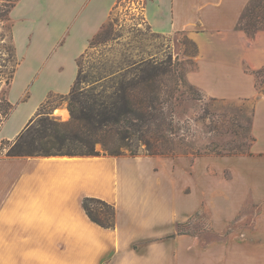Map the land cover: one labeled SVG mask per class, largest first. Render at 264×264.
Returning <instances> with one entry per match:
<instances>
[{"label": "crops", "instance_id": "crops-1", "mask_svg": "<svg viewBox=\"0 0 264 264\" xmlns=\"http://www.w3.org/2000/svg\"><path fill=\"white\" fill-rule=\"evenodd\" d=\"M119 1L19 0L10 9L18 65L0 143L15 141L50 94L70 93L79 59ZM251 1L142 0L154 34L185 33L196 43L191 85L212 99L255 100L250 154L0 156V264H223L211 248L203 253L192 243L190 250L192 238L173 237L203 210L213 230L231 228L236 237L227 264H264V30L249 36L239 29ZM86 197L115 206L113 229L90 220ZM174 248L185 259L197 251L195 262H173Z\"/></svg>", "mask_w": 264, "mask_h": 264}, {"label": "rangeland", "instance_id": "rangeland-1", "mask_svg": "<svg viewBox=\"0 0 264 264\" xmlns=\"http://www.w3.org/2000/svg\"><path fill=\"white\" fill-rule=\"evenodd\" d=\"M14 1L0 0V97L2 99L6 98L8 85L17 63L8 18ZM257 4L264 7V0H256L254 5ZM260 21L263 25L264 19ZM108 24L106 32L93 47H90L80 62L81 77L85 81H93L104 71H115L128 64L148 60L160 72L155 87H162L163 91L173 95V98L167 101L166 114L174 123V156L237 157L250 154L254 140L252 118L255 100L212 99L205 96L199 88L191 85L187 74L196 66L198 47L188 34L178 33L168 36L154 34L144 21L142 0H120ZM246 24L247 20L243 22L242 27ZM259 31L261 30L257 32ZM259 88L264 90V87ZM56 104L58 105L52 110L51 116L62 122L70 120L66 103L57 100ZM50 109L46 107L42 113L50 112ZM58 110L67 111L69 117L64 119L56 114ZM39 117H36V120ZM0 147V156H4L8 145L0 143ZM97 151H101L100 146L97 147ZM130 155L126 152L119 158H130ZM136 155L148 156L145 146H140ZM179 226H181L180 230ZM231 233V228L222 234L213 230L210 215L203 210L189 221L178 224L177 234L175 233L173 237L188 236L193 240L187 242L190 250L192 243L195 244L194 249L199 247L203 253L211 248L213 257L227 264L228 243L231 242V247L234 248L236 242V237H232ZM190 250L185 259V256L182 257L179 250L174 248L173 262L179 263L181 259L194 261L197 251L190 252Z\"/></svg>", "mask_w": 264, "mask_h": 264}, {"label": "trees", "instance_id": "trees-1", "mask_svg": "<svg viewBox=\"0 0 264 264\" xmlns=\"http://www.w3.org/2000/svg\"><path fill=\"white\" fill-rule=\"evenodd\" d=\"M18 1L15 0L12 7ZM255 1L252 0L247 6L239 22V28L249 36L264 29L260 21L264 19V7L254 5ZM245 20L247 24L242 27ZM108 23L93 38L90 47L106 32ZM83 57L78 61L79 72L70 93L50 94L39 109L37 117H40L38 120L35 118V124L34 120L15 141L1 142L2 145H8L4 156L8 159L122 157L129 152L131 157H136L137 149L145 146L148 156L177 157L174 156L173 147V119H168L166 114L167 101L173 95L163 91L162 87H155L160 72L148 60H144L119 67L115 71H104L93 81H85L80 70ZM57 100L66 103L70 120L62 122L51 116L52 110L58 105ZM46 107L51 108L50 112L42 113ZM13 108L7 98L0 97V126ZM98 146L101 151H97ZM82 205L92 222L104 229L115 227V206L90 197L84 198Z\"/></svg>", "mask_w": 264, "mask_h": 264}, {"label": "bare ground", "instance_id": "bare-ground-1", "mask_svg": "<svg viewBox=\"0 0 264 264\" xmlns=\"http://www.w3.org/2000/svg\"><path fill=\"white\" fill-rule=\"evenodd\" d=\"M56 114L61 115L64 119H67L69 117V113L65 110H60V111L58 110Z\"/></svg>", "mask_w": 264, "mask_h": 264}]
</instances>
